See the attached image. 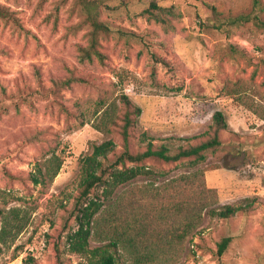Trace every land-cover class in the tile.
Masks as SVG:
<instances>
[{
	"label": "rangeland",
	"instance_id": "obj_1",
	"mask_svg": "<svg viewBox=\"0 0 264 264\" xmlns=\"http://www.w3.org/2000/svg\"><path fill=\"white\" fill-rule=\"evenodd\" d=\"M96 1L111 29L99 41L106 59L80 65L89 30L79 0H0L32 34L0 20V264L29 256L55 264L57 253L63 264H89L68 251L66 237L77 229L82 159L109 140L105 164L122 151L117 129L102 120L106 111L121 116L122 96L141 109L132 152L144 149L143 134L172 152L203 141L216 111L227 129L203 163L151 158L147 174L111 197L96 188L103 206L90 248L117 241L118 264H264V28L250 20L264 23V0ZM153 1L165 21L141 15ZM70 78L87 83L53 92V81ZM52 152L63 160L58 175L34 186L29 173ZM225 205L243 211L211 214Z\"/></svg>",
	"mask_w": 264,
	"mask_h": 264
},
{
	"label": "trees",
	"instance_id": "obj_2",
	"mask_svg": "<svg viewBox=\"0 0 264 264\" xmlns=\"http://www.w3.org/2000/svg\"><path fill=\"white\" fill-rule=\"evenodd\" d=\"M82 6V22L81 24L88 28V44L79 47L77 54V62L80 65L92 64L97 60L100 64H104L105 55L100 51V39L110 34L111 29L100 20V8L102 4L96 0H79ZM164 9L158 6L154 1L150 3L148 9L144 10L141 15L149 20L156 22L165 21L163 18ZM171 14V12H169ZM0 20L13 24L19 31L26 35H32L20 25L15 13L0 5ZM256 28H264V23L258 16L251 18ZM248 21V20H247ZM235 22H243L238 19ZM220 27L225 25L220 23ZM34 37V36H33ZM163 64L168 71H172L171 64L165 60H157ZM36 81L40 83V74L36 72ZM87 83L86 78H70L65 81H53V92H58L61 88L69 87L72 83ZM123 111L121 116L114 115L113 111H106L102 114V120L107 121L109 126L115 127L121 139L122 151L116 160L111 164H105L109 153L114 150V143L109 140L99 146H94L92 154L86 156L81 161V179L78 187V196L74 208L77 229L66 237L68 251L72 255L79 256L88 261L89 264H118V242L111 241L99 247L91 249L89 241L91 238V223L93 217L99 212L103 206V201L98 196H93L96 188H102V197L104 199L111 197L115 190L141 175L147 174V170L142 163L148 159L155 158L165 163H176L184 159H190L193 166L203 163L206 160L208 152H215L222 145L220 133L227 129V123L224 115L220 111H216L212 116V125L206 133V138L194 145L187 147H179L175 151H171L167 146H156L153 140L143 134L141 142L144 149L132 152L130 149L131 130L136 123V119L141 115V109L129 101L126 96H122ZM119 121V123H117ZM106 127V126H104ZM63 164L60 155L52 152L50 158L38 164L36 168L29 173L28 180L34 185H44L51 182L58 175ZM131 165L128 167L127 165ZM243 211L238 206L225 205L220 210H211L213 216L221 219H229L237 212ZM6 228L0 233V242L5 243ZM230 243V238H224L218 243V256L223 255ZM23 264H36L34 258L29 256L23 260ZM55 264H63V260L57 253Z\"/></svg>",
	"mask_w": 264,
	"mask_h": 264
}]
</instances>
